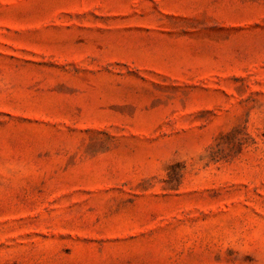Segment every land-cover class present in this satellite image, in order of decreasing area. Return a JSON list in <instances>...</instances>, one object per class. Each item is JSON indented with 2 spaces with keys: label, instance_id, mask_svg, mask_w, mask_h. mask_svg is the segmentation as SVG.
<instances>
[{
  "label": "rangeland",
  "instance_id": "1",
  "mask_svg": "<svg viewBox=\"0 0 264 264\" xmlns=\"http://www.w3.org/2000/svg\"><path fill=\"white\" fill-rule=\"evenodd\" d=\"M0 264H264V0H0Z\"/></svg>",
  "mask_w": 264,
  "mask_h": 264
},
{
  "label": "clouds",
  "instance_id": "2",
  "mask_svg": "<svg viewBox=\"0 0 264 264\" xmlns=\"http://www.w3.org/2000/svg\"><path fill=\"white\" fill-rule=\"evenodd\" d=\"M209 155L210 153L206 149H200L198 152H195L191 157L180 155L175 161L172 162L185 163L188 160H194L202 165L207 162Z\"/></svg>",
  "mask_w": 264,
  "mask_h": 264
}]
</instances>
